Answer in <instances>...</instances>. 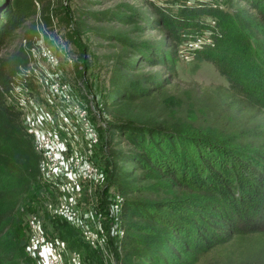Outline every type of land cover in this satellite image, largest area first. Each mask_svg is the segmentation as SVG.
Returning a JSON list of instances; mask_svg holds the SVG:
<instances>
[{
	"label": "trees",
	"instance_id": "trees-1",
	"mask_svg": "<svg viewBox=\"0 0 264 264\" xmlns=\"http://www.w3.org/2000/svg\"><path fill=\"white\" fill-rule=\"evenodd\" d=\"M45 1L0 0V52ZM239 1L244 6L207 0L177 10L168 5L172 0L152 2L151 24L165 29L156 45L111 35L135 53L119 58L117 70L133 71L141 62L171 69L176 47L208 29L212 40L193 50L194 67L209 62L227 81L191 101L205 125H181L169 117L108 123V155L100 164L107 168L108 185L125 197L120 264H264V0ZM124 7L94 16L136 21L137 12ZM38 31L34 26L16 54L0 56V264H37L27 252L21 212H39L46 187L32 136L6 94L20 68L29 65ZM112 79L106 102L112 106L164 94L170 84L156 74ZM52 221L69 248H86L92 261L101 260L68 221Z\"/></svg>",
	"mask_w": 264,
	"mask_h": 264
},
{
	"label": "rangeland",
	"instance_id": "rangeland-1",
	"mask_svg": "<svg viewBox=\"0 0 264 264\" xmlns=\"http://www.w3.org/2000/svg\"><path fill=\"white\" fill-rule=\"evenodd\" d=\"M232 1L244 6V3L239 0ZM119 5H124V8L127 9L132 7L137 12L136 21L130 23L102 21L94 16L96 13L116 8ZM46 17L51 19V24H44L43 27L42 21L44 22ZM154 17L151 0H47L40 3L37 15L29 19L0 52V56L3 57L16 54L27 45L33 27L40 24L38 39L35 40V36L33 43L37 48L36 54H48L50 49L56 58L55 70L70 84L79 97L87 104L94 106L96 111L98 109L97 101L102 102L101 111H97L102 115V122L100 118L92 115L100 133L99 142L91 155V159L100 166L101 175L98 179H82L83 160H86L88 156L84 151L81 153L77 150L79 156L82 157L74 170L80 177L77 184L74 185L78 215L74 217L75 219H71L53 214L45 207L43 198L40 200L39 212L33 210H22L21 212L23 213L21 216H24V222L27 224V245L30 239L28 218L32 212H37L51 241H65L53 229L55 226H53L52 220L61 217L81 233L86 247L89 246L102 255L101 260L92 261L89 250L86 248L71 249L65 241L68 248L65 264H120L119 250H117L119 240L117 218L120 212L113 208V199L115 200V194L119 192L115 187L108 185L107 168L100 164L101 159L103 163L104 158L108 155L106 146V138L110 132L108 123L120 119L145 120L154 117H161V119L169 117L171 121L181 125H205L203 124L204 115L193 108L194 105L191 104V101L202 96L205 91L211 92L217 85H227L226 79L216 71L211 63L202 61L195 69L193 55L186 50H181L179 46L176 47V54L171 61V69L141 62L136 70H117L119 58H134L135 53L131 49L125 48L111 35L120 34L140 42L156 45L164 37L165 29L152 26L151 21ZM39 63L53 71L52 64L47 57H42ZM34 64L36 65L37 62ZM152 74L170 80L164 94L135 102L123 101L114 106L106 103L113 88V76L124 80H139ZM38 95L41 98L40 102L45 103L46 92L43 89L38 90ZM46 104L48 107L49 104ZM21 114L25 125L22 111ZM95 115L99 114L95 113ZM77 152L75 148L67 150L65 161L75 160ZM130 166V164L127 165V167ZM50 194L54 203L57 204L59 197L52 191ZM81 225L91 226L102 231L94 244L83 235ZM38 252L44 255L42 260ZM73 252L78 253L77 262L72 258ZM36 253L38 259H34L37 264L40 263V260L41 264H44L46 256H52L46 248L43 251L38 250ZM56 256L53 264H61L58 261V253Z\"/></svg>",
	"mask_w": 264,
	"mask_h": 264
},
{
	"label": "built area",
	"instance_id": "built-area-1",
	"mask_svg": "<svg viewBox=\"0 0 264 264\" xmlns=\"http://www.w3.org/2000/svg\"><path fill=\"white\" fill-rule=\"evenodd\" d=\"M151 1L159 4L169 3L168 5L173 10H177V8L192 6L207 0ZM37 5L40 7L39 3ZM219 7L223 9L224 4ZM205 19L211 26L216 24V20L213 17L205 16ZM42 24L44 27L43 21ZM37 29H41L40 24L37 25ZM210 35V30H203L202 33L195 37L184 40L179 45V48L192 54L193 50L211 42ZM36 39H38L37 35ZM36 50V46L32 45L29 50V64L31 65L20 68L17 72L15 83L6 95L9 103L22 111L27 132L32 136L34 148L40 156V179L46 187V191L42 196L45 207L53 214L75 219L74 217L78 215V212L76 211L77 199L74 194V185L77 184V180L80 177L76 175L74 170L79 164L81 157L77 150L81 153L84 151L88 156L86 160H83L82 179L96 180L101 175L100 166L91 159V155H93L94 147L98 144L100 137L92 115L100 118L102 122V115L97 113V111L100 112L102 109V102L97 101L96 106L98 109L96 111L94 106L92 107V105L83 101L70 84L60 77L55 70L56 58L51 50H48V54H36ZM42 57L48 58V61L52 64L53 71L39 63ZM34 62H37V64L35 65ZM42 89L46 92L45 103L40 102L41 98L38 95V90ZM46 103L49 104L48 107ZM95 113L99 115H95ZM72 148L76 149V159H72L71 162L65 161L64 157L67 150ZM50 191L59 197L57 204L51 198ZM115 196L113 208L120 212L125 202V197L120 193H116ZM117 219L120 239L124 236V230L121 227L120 215ZM28 223L30 229V239L27 245L28 254L38 259L36 251H43L46 248L52 256H46L44 264H53L57 258V253L58 261L61 264H65V255L68 253L66 242L50 240L43 226L42 219L37 212H32L28 218ZM81 230L83 235L93 244L102 233V231H98V228L95 229L86 225L82 226ZM38 253L42 260L44 255L40 252ZM77 254V252H73L72 257L76 262L78 260ZM41 260L39 264L42 263Z\"/></svg>",
	"mask_w": 264,
	"mask_h": 264
}]
</instances>
